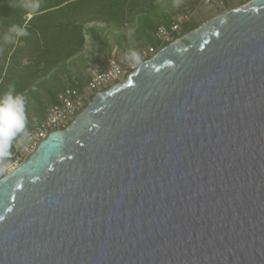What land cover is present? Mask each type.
Wrapping results in <instances>:
<instances>
[{"label": "water", "instance_id": "95a60500", "mask_svg": "<svg viewBox=\"0 0 264 264\" xmlns=\"http://www.w3.org/2000/svg\"><path fill=\"white\" fill-rule=\"evenodd\" d=\"M0 264H264V0L167 44L4 175Z\"/></svg>", "mask_w": 264, "mask_h": 264}, {"label": "rangeland", "instance_id": "374dc122", "mask_svg": "<svg viewBox=\"0 0 264 264\" xmlns=\"http://www.w3.org/2000/svg\"><path fill=\"white\" fill-rule=\"evenodd\" d=\"M31 4L35 0H26ZM248 0H228L224 6H203L198 4V0H126L122 6L113 7V18L110 23L104 21L107 14L99 10V2L90 5L88 10L78 11L75 18L79 22H84V28H99L105 26L104 31H100V40L95 41L89 35L85 36L82 50L66 60L51 68L47 73L41 72L44 63L38 61V57L32 55L31 49L25 47L14 57L15 62L10 63L6 72L4 82L5 92L10 84H14L21 79V74H29L32 71L38 73V79L34 80V85L28 83V88L23 92L26 104L27 128L34 121L45 116L48 108L53 103L52 96H56L61 89L67 86L85 85L90 76L106 67V60L115 53L120 59L130 58L131 52H141L148 46L155 44L152 37L153 30L141 26L139 16L136 13L147 17L154 25H168L173 18L186 12H190L189 24L187 28L197 27L210 18L223 13L231 8L244 5ZM32 16L27 14L25 21ZM2 15L0 14V18ZM58 20L63 17L58 16ZM116 36H120V44H117ZM23 42L13 38L5 29L0 30V65L8 62V58L17 46H23ZM32 47V46H30ZM7 56L4 61V56ZM13 57V56H12ZM36 57V58H35ZM141 59V58H140ZM139 59V60H140ZM141 61V60H140ZM137 64H140L139 62ZM125 74L123 81L126 79ZM42 75V76H41ZM40 76V77H39ZM29 81H30V76ZM27 79L26 81L29 82ZM18 136H21L18 135Z\"/></svg>", "mask_w": 264, "mask_h": 264}, {"label": "trees", "instance_id": "16d2710c", "mask_svg": "<svg viewBox=\"0 0 264 264\" xmlns=\"http://www.w3.org/2000/svg\"><path fill=\"white\" fill-rule=\"evenodd\" d=\"M126 0H35L31 4L26 0H0V30L5 29L15 39L23 42V46H17L10 57L4 56V61L8 58V62L0 65V95L5 93L4 78L8 70V66L15 62L14 57L18 55L25 47L31 49L32 55L38 57V61L44 63L41 72L47 73L51 68L59 63H63L71 57L78 54L83 46L85 36L89 35L93 40L99 41L100 31L106 29L105 26L95 28H84V22H79L75 15L78 11L88 10L90 5L99 2V10L107 14L104 19L106 23H110L113 16V7L122 6ZM121 8V7H120ZM139 20L141 26L150 28L153 31L156 29L147 17L140 14ZM144 12V11H143ZM28 21H25V16L31 14ZM63 17V20H58L57 17ZM191 27L189 29H193ZM19 33H27L20 35ZM120 36H116L117 44H120ZM32 46V47H30ZM13 56V57H12ZM35 57V58H36ZM21 79H18L14 85L17 93L23 94L29 87V84L34 85V80L38 79V73L32 71L29 74H21ZM30 76V81L28 80ZM42 76V75H41ZM40 77V76H39ZM26 79L29 81L27 82ZM74 86H81L73 84ZM56 101V96H52V102ZM44 118V117H42ZM41 118V119H42ZM6 161V157L0 158V163Z\"/></svg>", "mask_w": 264, "mask_h": 264}, {"label": "built area", "instance_id": "2783aa9c", "mask_svg": "<svg viewBox=\"0 0 264 264\" xmlns=\"http://www.w3.org/2000/svg\"><path fill=\"white\" fill-rule=\"evenodd\" d=\"M251 0H248L250 2ZM228 0H198L203 6H224ZM247 2V3H248ZM190 12L179 14L168 24H160L152 33L156 42L144 49L139 63L150 60L160 49L176 41L192 29H188ZM131 58L120 59L112 53L106 60L103 70L94 72L83 86H67L56 95V101L50 105L44 118L36 120L26 131L28 136H18L12 142V148L6 161L0 163V179L14 166L23 161L35 146L50 132L68 128L75 116L93 99L95 94L102 92L117 82H122L125 74L133 71L139 64Z\"/></svg>", "mask_w": 264, "mask_h": 264}, {"label": "clouds", "instance_id": "9594fccd", "mask_svg": "<svg viewBox=\"0 0 264 264\" xmlns=\"http://www.w3.org/2000/svg\"><path fill=\"white\" fill-rule=\"evenodd\" d=\"M130 58L137 62L140 59L138 53L134 51L130 53ZM25 104V96L16 92L14 84H10L7 91L0 95V158L7 157L12 148V142L18 135H29L26 131Z\"/></svg>", "mask_w": 264, "mask_h": 264}]
</instances>
